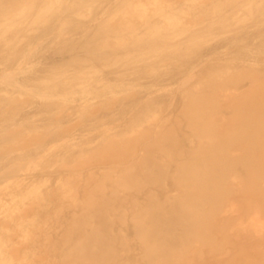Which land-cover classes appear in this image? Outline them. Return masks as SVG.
Wrapping results in <instances>:
<instances>
[{
	"label": "bare ground",
	"instance_id": "6f19581e",
	"mask_svg": "<svg viewBox=\"0 0 264 264\" xmlns=\"http://www.w3.org/2000/svg\"><path fill=\"white\" fill-rule=\"evenodd\" d=\"M114 1H115L114 7L112 8L111 11L105 13V18L103 20L100 21L99 20L100 17H97L94 19V25H95L94 30L95 31L89 34L90 38H92L93 36L95 38L100 37V39H98L99 42H97L98 49L111 50L110 52H114L118 48H125L126 46L128 47L129 45H134V47H139L138 49L134 50L132 53L130 54L128 53L129 55L126 56V59L129 63H131L132 61H135V59H138L137 60L138 63L150 60L154 64L155 63L159 64L161 62L159 61V59L165 53H167L165 52L166 50L169 51L171 55H173L172 57H175L177 53L180 51L185 52V53L191 52L190 50H192L196 42L208 41L211 38H213L214 37L213 34L209 35L210 33L208 29L210 30L211 29L210 27L214 25L220 28L222 27L225 28L227 19L229 18L228 15L231 12L230 9L233 10L234 7L232 6H234L238 0H219V2H217V5L211 6V8L207 10L208 11L207 15L209 16V18H208L206 27H202V28H205L203 32L197 31L195 32V34L189 35V37L186 36L185 33L187 32L186 30L182 29V26L184 23L188 21L193 23V19L196 20L197 15L206 11L205 5H207V2H204L203 0H183L184 3L183 4L181 3L182 5L179 4L181 7L185 5L182 8H178L176 5H173L172 4L173 1L169 2V0H114ZM263 1L264 0H254V1L244 0L240 3L239 5L240 8L238 9H241L244 12L246 11V14L244 16L247 18L248 16L247 14L251 12L254 14V12L261 11L262 8H264L262 7ZM95 5H96L95 0H0V36L2 37L0 38L2 39V41L0 40V46H3L5 48L6 46H9L11 42L13 43V40L6 41L5 39H3V34L5 33H9V34L10 33H21L22 34L21 36L23 37V33L34 32L36 34H40L39 36H41L45 30L47 29L51 30V27L53 28L55 27L57 29L56 32L59 33L58 35L59 37H61L65 35V33H63V30L66 32L67 29L69 30L70 27L73 26L72 24H76V26H80L81 24L79 22L77 23V21L82 20V19H87L91 15V13L93 14V11L95 10L94 9ZM232 19L237 20V17H233ZM241 20H239L240 23H242ZM200 23L201 22H199L198 24ZM235 24L236 23H234V25ZM162 26H164V33L159 32V27H162ZM207 27L209 28L206 29ZM39 30H42V34L41 32H39ZM66 34L68 33L66 32ZM95 38H93V40ZM225 38L226 37H224L223 39ZM79 39L81 38L79 37ZM220 39L219 41L221 42ZM17 43H20V42H17ZM17 43H16V46L18 45ZM154 43H159L157 48L154 47L155 46L153 45ZM86 45L89 46V44L87 43ZM211 45L213 44H210V46ZM82 46L80 49H82ZM210 46H208V48ZM198 49H199V46H198ZM33 50L35 49L33 48ZM91 50L92 49L90 48L89 51ZM94 50L96 51V49L93 48V51L91 52H94ZM12 51H14V49ZM91 52H89L90 55L87 54V56L90 58L94 57V54L92 53L93 54L92 55ZM8 53L10 52L8 51ZM207 61H208V58L206 59V62ZM227 61H225V63L227 62L228 64H224L222 69L221 68L219 70L216 69L215 71H213L212 68H211L212 69L211 71L209 69L210 71L209 76L207 78L205 77V78L197 79L195 86H193V88L187 87L184 89L183 95L187 100L186 101L187 104L186 106H184L183 116L187 121L188 129L189 130L191 129V131L194 133L195 139L189 140L188 145L191 148V159L187 161L179 160L176 156H171L168 153L162 154L163 156L165 155L164 158L165 160L168 161V163H166V165H163V166L168 167L170 165L169 171H168L169 176L167 175L166 177L167 178L169 177L170 180L172 181L170 185L164 182L162 183V186L164 187V190L166 193L164 197L165 201L162 205H161L162 203L161 201L163 199L159 197L160 196L159 192L157 190H150L149 189L150 186H148L146 190L144 189L145 185H142L140 182V187H138V190L136 191V193L140 191L139 194H134L130 190L132 186L137 187L136 186L137 183H134L137 181V177L133 176L134 173L136 171L145 173V171H143L144 170V164H143L144 160L143 159L145 157L144 155L145 153L143 149L141 151V147L139 150H136V148L133 147L135 144H137L136 140L140 139L141 137L142 138L149 137V139L151 138V143L153 144V146L156 147L155 150L160 152V150H162L160 148L162 147L161 146L162 142H164L163 140L166 139L165 136L168 134V131H167V134L164 132L165 127H162V126L159 127L158 124H154L155 118L153 117H150L146 120V122H153L152 124H154L153 126L154 128L152 129V132L144 129L142 125L134 123L135 124L134 127H132L131 129L125 130V132L123 129L120 130L119 126L106 125L105 127L103 126V128L100 130V134L97 135V137L95 136V134L92 135V136H95L96 139L92 140L93 137L90 136V138L92 137L91 140L87 141L86 143H88L87 145L92 150L95 151V152L93 151L91 152L94 153L95 157L104 155V158L107 159L108 161L104 163L105 167L101 166L102 164L91 166V167L89 166L91 171H88L86 180H83L85 182L83 181L80 182V184L83 185V188L85 187L86 189V195L84 198L81 199L78 196V193H77L78 187L76 183L77 181L78 182L80 181L81 175L83 174V172L85 173V171H82V170L74 171L66 177L61 176L57 178L58 180L56 184H57V188L59 192L58 199L60 200V203H65V202L69 203V205L72 206L73 211H76L78 208H81V206H85V207L94 206L95 207L96 206L95 203L97 202V197H98L97 192L102 194V193H106V191L108 192L110 191L108 195H106L107 197L110 198L109 205H110V212L112 213V215L109 216V218L111 220H115L119 222V225L121 226V228L119 227L120 231L118 233L120 237H119V240L117 241L118 246H119V250H118L119 253H126L127 251H131V247H135L137 245L138 254L139 256H142V260L144 261L143 262L144 264H239V263L240 264H264V222H263L264 221V207L261 209V207L258 206V209L260 207L259 210L255 206L253 210L247 209L249 213L251 211L250 214L247 213L248 211L245 212L246 209L243 212L239 204L237 205L236 203L237 197L231 198L232 196L229 197L226 194L228 192L227 190H228L229 185H231L232 188L234 187V188L239 189L240 191L242 189L245 190L247 188L246 185L244 187L241 181L232 174L230 175L228 174L227 178L225 179L222 176L221 174L222 172L219 169V166L222 163H225L229 160L233 161V159L235 160V158L237 157V152L236 150H234L235 148L233 149L230 148L226 150L222 149L220 147L219 141H221L222 139H228L231 147L237 144L234 141H235V135L239 131V127L236 125V122L238 119L241 121V123H243V125L246 128V130L244 131V139L248 142H245V143H249V144L243 145L242 150H248L247 147L250 145L251 141L253 140L252 138L255 132L257 133V132L262 131V135H264V128H263L264 127V75H262L260 79H258L259 82L251 79L250 82L246 85V87L242 88L240 91L236 89L235 90L227 89V88L220 89L216 87L214 89V93L216 94L215 96L218 95V97H215L213 95V98H212L213 100L211 101L209 105H207V102H205L207 99V96L204 95V93H206L205 88H207L206 84L208 83L212 85L215 82L218 83L219 81H222L224 78H227V76L232 77L235 74L234 72L239 70L240 66L243 67V65H246L245 64L246 62L240 63L239 64L240 66H235L234 64L230 65L231 63H235V61H233L232 59H227ZM23 62H25V59L24 61L19 62L17 66H15L16 68L14 69V71L11 72L13 75L9 73V76H15L14 74L22 70L23 68L21 69V66L24 67ZM216 63H218V61ZM219 63H224V62H219ZM250 63L247 62V64H250ZM259 63H262V62H259ZM259 63L253 62L250 65L252 67L253 66L255 67L256 65L259 66L260 65ZM237 64H238V61L236 65ZM216 65L219 66L220 64L219 65L216 64ZM207 66L210 67L209 65ZM207 66L206 68H208ZM217 66H214V69ZM93 68L94 67H92L89 64L85 68V70H83V72L82 71L73 72L71 74L72 79H70V81L68 82L74 83L76 80H79L80 78L83 79L85 76L87 77L93 76L94 75ZM145 69L147 70L148 68H145ZM198 71H195L196 75H198L196 73ZM1 72L2 73L0 74V99L2 100L0 101L4 100L6 102L12 103L13 102L12 100L15 99V101L18 102L19 101L18 98L20 97V100H21L22 99L21 96L23 97V93H20V90H22L23 86L18 84L14 78L10 79L9 82H7V80L11 77L8 76V78H6L7 71L2 70ZM201 72L202 71L198 72L200 73L199 75L206 73L205 71H203L204 73H201ZM20 74H21V71H20ZM29 74L31 73L29 72ZM44 74L46 75L45 72ZM59 75L56 74L55 77H59ZM129 75L132 76V73ZM85 79L89 80L87 78ZM94 79H96L95 76H94ZM189 79H191L190 76L184 78L185 84L183 85V87L186 86V83L189 81ZM163 80H166V79H163ZM125 81H128V83L125 82L126 85L125 83L121 84L119 82L120 86H116V87L110 86L109 89H106L108 92L107 96H105V94L97 95V92H95L94 96L90 98L89 100L83 97L84 94L81 96L82 94L81 93L80 94L81 104H79V106H82L83 108L84 105L88 103V101H89V104L94 105L93 101L97 100L101 96L107 98L108 100L110 99L109 102H111V100L115 101V99H118L119 97H127V96L132 95L134 92L139 91L138 87L140 85L137 82L136 83L139 86L135 85V82L131 84L129 82L131 80H125ZM36 82H37L35 85L36 87H34L35 90H37L40 86L42 87L45 84H49V82L45 78H42ZM153 82L155 83V81ZM30 83H33V82H30ZM89 83H90V80H89ZM89 83L87 84V86L86 84L84 85L90 90V88H92L93 86L92 84H89ZM62 84L65 85V83H62ZM103 84L104 83H102V85ZM107 84L109 83L107 82ZM84 85H81V88ZM66 86L68 87L69 85H66ZM54 87H55V84L53 83L52 89H54ZM162 87L159 90L163 89ZM168 88L169 87H167V89ZM66 89L68 90V88ZM78 89H80V87ZM24 91L27 92L26 89H24ZM55 91L56 93L58 92L57 90ZM55 91L52 92L51 90L52 93H49V96L50 94L55 93ZM82 91L83 93L89 92V91L84 92L86 90H82ZM176 92L178 93L179 91H176ZM46 93L47 91L43 94H46ZM98 94H102V92ZM34 95L35 97H37L38 95L37 97L38 99L39 97H44V95L42 96V93H40V91L39 92L35 91ZM57 95L59 96V94ZM75 95L77 96V94ZM172 96H174V94H172ZM53 97H50L51 99L45 98V97L44 98L47 101L48 99H50L52 102H54L52 100ZM59 97H60L59 99L58 97H56L57 99H55V101L59 100L60 103L63 104V106L64 104L69 103L67 102V96H64V97L59 96ZM158 97H156V99ZM16 98L18 99V101L16 100ZM31 99L32 98H30L29 101ZM40 99H43V98H40ZM162 100H165V98ZM90 101H92V103ZM25 102L26 101H24V103ZM27 102L24 105H26ZM54 105H53V108H54ZM73 105L74 104H72V106ZM221 105L226 106V107L228 106L227 109L231 110L232 112V116L227 120L225 118L224 119L218 118V116L214 114L213 112L215 108H218V107L220 108ZM257 105H259L258 106L260 107L259 109L256 107ZM72 106L70 107L74 108V106L73 107ZM95 106H97V104ZM37 107L38 106L36 105V108ZM58 108H59V104H58ZM10 109L12 110V108ZM37 109L39 111V108ZM45 110H49V108ZM254 110L255 111L257 110L258 112L256 114H253L252 112H254ZM13 111L15 110H12L11 112ZM18 111H21V109ZM15 113L18 114V112H15ZM15 113L13 114L15 115ZM61 113H60V116H61ZM70 113H72V111H70ZM46 114L47 113L45 111V115ZM119 114L117 116L121 115ZM5 115L7 117V115L9 114L7 113ZM5 115H3V117ZM68 115H71V114H68ZM3 117L0 118V138L3 137L4 140H1V141H3L4 143L1 142L0 144L3 143L4 147H7V149L10 148V146L13 145L16 141L18 142V139L20 140V139L27 138V140H29L30 137L35 136L36 134V132H34L35 130L28 131L32 127H30L31 124H27V121H26V124L29 125L28 127L29 129L28 130L23 129V130H27V131H23L19 129L20 126L18 125V122L16 121L14 116L7 117V118H3ZM38 117L39 116H37V118ZM74 117H77V116H74ZM39 118L41 119V117ZM49 118H51V116H49ZM126 120L127 118L125 119V121ZM33 121H34V117H33ZM33 121L31 122L34 123L35 121L34 122ZM38 123L40 122H37L36 124ZM122 123H120L121 126H123ZM128 123L130 124V122ZM125 124H124L125 126H128L127 123ZM54 125L56 126V124ZM86 125H82V127L83 126L85 127ZM33 126H36V125H33ZM71 127L72 126H70V128ZM84 127L82 129L86 130V128ZM25 128H27V126ZM33 128L38 129L39 127L38 128L33 127ZM52 128H55V127L52 126ZM65 129L66 128H64V130ZM58 130L59 129H57V131ZM60 131L62 130L60 129L59 132ZM73 131L76 132L75 129ZM74 133L69 134L66 137H63L62 135L63 138L61 137H60L61 139L58 138L59 140L57 142L48 143L47 145H45V147H43V151L41 154L38 153L37 155H30V154L27 155L25 151L21 152L22 150H19L21 153H19L18 158H16V160L13 162V166L10 165L11 168H9L14 173V174H11L12 176L5 175L8 172V164H6L8 162L5 163V160L10 158L8 157L9 154L4 157L2 156L3 158L1 157L0 159V219L8 223H11V227L8 228L7 226L3 224L0 225V264H50L51 263L52 259H50L49 256L39 257L40 255L39 253L36 252L35 249L31 250V248H28V245L34 242L33 238L38 236L35 233L34 234L31 233V230H33L34 228L36 232L40 231L39 223H36L37 222L36 216L32 214L27 215V213L24 214L22 212H19L18 210L20 208V205H24L26 206V208H28V207H32L31 205H33L34 203L38 204L39 206L43 205L42 207L48 206V203L46 202L47 200L44 198V194H42V191H41V188L43 187L42 183L45 181L44 182V185H45L47 179H41V180L33 181L31 183V182H28L26 175L27 173L30 174L32 172V169L35 166H37L38 162L41 159H44L46 155H53V153L56 151L58 147L68 146V145L77 146L76 144L77 143L82 144L83 143L82 138H85L88 135V133L86 135L85 134L78 135ZM46 134L48 135L49 132L47 131ZM39 136L41 135L39 134ZM36 137L35 139H32L31 147L33 145L34 146L35 145L37 146L40 144L42 145V142H44L43 140H41V137H39L38 139H36ZM43 137L45 136H42V138ZM45 138H48V137H45ZM33 141H34V144H33ZM146 141L150 142L148 139H146ZM182 146L184 147V145ZM14 151L13 153L18 152V151H15V152ZM253 152L255 153L256 151L254 150ZM262 153L263 151L261 153H258V155L264 156V154ZM86 154L88 155L90 153L88 151L85 152L84 150V151H81L80 156L84 158ZM10 155H12V153ZM252 155L253 154L251 152H249V155L246 154L247 157L250 156L254 160ZM258 171H259V168H249V176L253 178L254 181H257V179H260V182L258 183L259 185L258 188L260 190H264V176H262L261 173H259ZM163 179H165V177ZM24 188L26 189V191L22 192ZM15 192H18L20 194L17 196H13ZM233 192L234 194L236 193L238 195L237 190ZM9 196L11 198L9 201H7V197ZM229 199H232V200H229ZM240 201H238V203H240ZM166 204L170 209L169 213L166 212L165 209H163V207H165ZM155 206H157V208H155ZM237 208L240 209L239 210L240 212H242L241 216H239V212ZM14 215L16 216L14 217ZM244 215H246L247 217L245 218ZM242 216L244 217L243 219L241 218ZM127 217H129L130 224L132 223V229L134 233L133 236L130 234H127L126 232L122 233V230H123L122 227H125V228L127 227V222H128ZM46 221L47 220H45V222ZM191 222H194L193 224L195 225V227H197L195 228L194 234L191 233L193 232V230L191 231V228H192L191 226H194L192 224L190 226L189 223ZM85 223L87 226L86 229H88L91 233L93 232L92 233L93 236L98 235L96 234L97 233L96 228L92 226L93 221L91 219L86 220ZM164 227L167 230L163 232ZM175 231H178V232L185 231L186 235L181 234L180 236V234L178 232L176 233ZM189 232L191 235L194 236L192 238L190 235V237L194 240L193 241L191 240L192 242L190 241L187 243V241H184L183 239L184 237L188 238L187 235L189 234ZM19 233L21 234L19 235ZM45 236H47V234ZM87 236L89 237L90 234H88ZM173 239L178 240L177 242H179V244L177 246H175V244L173 245L174 243ZM25 244H27V246ZM83 246H81L79 243H76L74 247V249L78 251L77 253H79L78 256L80 258L82 257L84 252H87L86 251L87 246L85 245ZM137 250L135 251L137 252ZM4 252L6 253L4 254ZM96 261L97 263L101 262L98 259ZM115 264H140V263L133 261V260H128L126 258H123L120 262H118L117 260Z\"/></svg>",
	"mask_w": 264,
	"mask_h": 264
},
{
	"label": "rangeland",
	"instance_id": "374dc122",
	"mask_svg": "<svg viewBox=\"0 0 264 264\" xmlns=\"http://www.w3.org/2000/svg\"><path fill=\"white\" fill-rule=\"evenodd\" d=\"M95 1H96V5L94 6L95 10L93 11V14L91 13V15L87 19H82V20L77 21V23L79 22L81 24L80 26H76V24H72L73 26L70 27L69 30L67 29V31H66L68 34H66V32L62 29L63 33H65V35H63L61 37H59V35H58L59 33L56 32L57 29L55 27L54 28L51 27V30L50 29L45 30L43 32V34H42V30H39V32H41V34H42L41 36H39L40 34H36L34 32L23 33V37L21 36L22 35L21 33H10V34L5 33V34H3V39H5L6 41L13 40L14 44L11 42V44H13V45L9 44V46H6L5 48L3 46H0V66H1L0 67V74L2 73L1 72L2 70H5V71H7L6 78H8L9 73L14 71V69L16 68L15 66H17V64L19 62L24 61V59H25V62H23L24 67L21 66V69L22 68L23 69L20 70L21 74L22 73H24V74L21 75L20 71L17 73L15 72L16 73V74H14L15 76H9L11 78H9L7 80V82H9L10 79L14 78L18 84L23 86L22 90H20V93H23V97L21 96V98H22L21 100L19 97L18 98L19 101L16 98V100L18 102H16L15 99L12 100L13 101L12 103L6 102L4 100L0 101V107L3 106L0 108V118L3 117V115L8 113L9 115H7V117H11V116L15 117L16 121L18 122V125L20 126L19 127L20 130H23V129L28 130L29 125H27V124H31L30 127H32V128L33 127H36V128L39 127V128L38 129L30 128V130H28V131H31V130L34 131L35 130L34 132H36L34 137H30L29 140H27V138L20 139V140L18 139V142L16 141L8 149H7V147H4V144H3L4 142L1 141L4 139H3V137H1L0 143L3 142L2 143L3 146H2V144H0V155H1L0 159L2 156L4 157V156L9 154L8 157H10V158L5 160V163L8 162V163H6V164H8V172L5 175L12 176L11 174H14V173L9 168H11L10 165L13 166V162L16 160V158H18L19 153L25 151L27 155L28 154L37 155L38 153L41 154L43 151V147H45V145H47L48 143H51V142L52 143L57 142L59 139L66 137L69 134L74 133L75 132V131H73L74 129L76 130V132L74 134H78V135H80V134L84 135L85 134L86 135L88 133L87 137L82 138L84 140V141L82 140V142H83L82 144L77 143L76 144L77 146L68 145V146L58 147L56 149V151L53 153V155H46L44 157V159H41L38 162L37 166H35L32 169V172L30 174L27 173L26 178L28 179V182H31V183L33 181H37V180H41V179H47L45 185H44L45 181L42 183L43 187L41 188V191H42V194H44V198L47 200L46 202L48 203V206H44V207H42L43 205L39 206L36 203L31 205L32 207H28V208H26V206H24V205H20V208L18 211L22 212L24 214L27 213V215L32 214V215L36 216V218H37L36 223H39V226H40V231L36 232V230L34 228H33V230H31V233H33V234L35 233L38 236L33 238L34 242L29 244L28 248H31V250L35 249L36 252L39 253V255H40L39 257L49 256V258L52 259L50 264H60V263L61 264H115L117 260H118V262H120L123 258L136 261L140 264H144L143 263L144 261L142 260V256H139V254H138V250H137L138 246L137 245L135 247H131V251H127L126 253H119V251H118L119 246H118L117 241L119 240V237H120V235L118 233L120 231L119 227L121 228V226L119 225V222H117L115 220H111L109 218V216H111L112 213L110 212V205H109V201H110L109 199L110 198L107 197L106 195H108V193L110 191L109 192L106 191V193H102V194L97 192L98 197H97V202L95 203L96 204L95 207L94 206H90V207L81 206V208H78L76 211H73L72 206L69 205V203H67V202L60 203V200L58 199L59 192H58V188H57V184H56L57 180H58L57 178L61 177V176L66 177L74 171H80V170L85 171V173L83 172V174L81 175L82 180L80 179V181L79 182L77 181V183H76V185L78 187V192H77L78 196L81 199L84 198L86 195V189H85V187L83 188V185L80 184V182L83 180H86L87 175H88V171H91L90 170L91 166L102 164L101 166L105 167L104 163H106L108 161L107 159L104 158V155H100L99 157L98 156L95 157L94 153L91 152V151H93V152H95V151L92 150L87 145L88 143H86V142L90 141L92 137H93L92 140L96 139L97 135L100 134V130L103 128V126L105 127L106 125L119 126L120 130L123 129L125 132V130L131 129L132 127H134V125H135L134 123H137V124L142 125L144 127V129H146L147 131L152 132V129L154 128L153 127L154 124H158L159 127L160 126L165 127L164 132L166 134L168 131V134L166 135L167 137L165 136L166 139H164L163 140L164 142H162V145H161L162 147L159 146L162 149V150H160V152L155 150L156 147L153 146V144L151 143V138L149 139V137H144V138L141 137L140 139L136 140L137 144H135L133 146L136 148V150H139L140 147H141V151H142V149L144 150L145 157L143 159L144 160L143 161V164H144V170L143 171H145V173H141L138 171H136L134 173L133 176L137 177V181L134 183H137L138 185L136 184L137 187L132 186V188L130 190L134 194H139L140 191L137 193H136V191L138 190V187H140V182L142 185H145L146 188L144 187V189H146V190H147L148 186H150V188H149L150 190H157L159 192V195H160L159 197L163 199L161 201L162 203L160 202L162 205L165 201L164 197L166 195L164 187L162 186V183L164 182V183H167L169 185L172 183L170 178L166 177L168 175L170 165L168 167L163 166V165H166V163H168V161L165 160V158H164L165 155L163 156L162 154L168 153L171 156H176L179 160H186L187 161V160L191 159V148L188 145L189 140L195 139L194 133L191 131V129L190 130L188 129L187 121L183 116L184 106H186V104H187V102H186L187 100L183 95L184 89L187 87L193 88V86H195L197 79L205 78V77L207 78L209 76V72L212 69H213V71H215L216 69L219 70L220 68L222 69L224 64H228L227 62L229 60L227 61V59H232L233 61H235V63H231L230 65L234 64L235 66H240L239 65L240 63H245V62H246L245 63L246 65H243V67L240 66L239 70L237 69L238 71H236L237 74H236V72H234L235 74L232 77L230 76L231 78L227 76V78H224L222 81H219L218 83L215 82L212 85H210L208 83L206 84L207 88H205L206 93H204V95L207 96V99L205 101V102H207V105H209L211 103V101L213 100L212 99L213 95L214 96L216 95L214 93V89L216 87L220 88V89H226L227 88V89H232V90L236 89V90L240 91L242 88L246 87V85L250 82L251 79L259 82L258 79H260V77L262 75H264V8H262L261 11L254 12V14L252 12L247 14L248 16L246 18L244 16L246 14V11L244 12L241 9H238V8H240V6H239L240 3L244 0H241V1L238 0L235 3V5L232 6V7H234L233 10L230 9L231 12L228 15L229 18L227 19L225 28H223V27L220 28V27L214 25V26L210 27L211 28L210 29L211 31H210L208 29L209 27H207L206 29H208V31L210 33L209 35L213 34L214 37L208 41L196 42L194 44L195 46L192 48V50H190L191 52L185 53V52L180 51L177 53V55L175 57H172L173 55H171L169 53V51L166 50L165 52H167V53H165L159 59V61H161L159 63L161 65L160 66L157 63L154 64L150 60L138 63V61H137L138 59H135V61H132L131 63H129L126 59V56L129 55L130 53H132L134 50L139 48V47H134V45H129L128 47L126 46L125 48H118L114 52H110L111 50H106V49H98V47H97L98 43L97 42H99L98 39H100V37L95 38L93 36L92 38H90V36H89V34H91L92 32L95 31L94 30V28H95L94 19L97 17H100L99 20L100 21L103 20L105 18V13L111 11L112 8L114 7L115 1L114 0H95ZM203 1L207 2V5H205L206 11L197 15L196 16L197 19L196 20L193 19V23L188 21V22L184 23L182 26V29L186 30V32L188 33V34L185 33L187 37H189V35H191V34H195V32H197V31L203 32V30L205 28H202V27H206L207 22H208V18H209V16L207 15V12H208L207 10L209 8H211V6L217 5V2H219V0H203ZM169 2H172V4L176 5L178 8H182L183 6H185V5H183L182 7L180 6L184 3L183 0H169ZM262 7H264V1H263ZM233 17H237V20L232 19ZM239 20H241L242 23H240ZM199 22H201V23L198 24ZM233 22L236 24L234 25ZM253 24H254V26H253ZM179 28H181V27H179ZM22 29H24V28H22ZM38 29H40V28H38ZM46 31L47 32L49 31V32L47 33ZM80 32H82V33H80ZM159 32L164 33V26L159 27ZM46 33H47V35H46ZM84 34H85V36H84ZM79 37L81 39H79ZM224 37H226L227 39L226 38L223 39ZM0 38H2V37L0 36ZM93 38H95V39L93 40ZM219 39L221 40V42L224 45L219 41ZM222 39L227 43H225ZM0 40L2 41V39H0ZM90 40H91V42H90ZM217 40H218V42H217ZM249 41L252 43H250ZM17 42H20V43H17ZM16 43L18 44L17 46H16ZM86 43L89 44V46L86 45ZM197 43H198V45H197ZM83 44H85V45H83ZM158 44L159 43H154L153 45H155L154 47L157 48ZM210 44H213V45L210 46ZM93 45H94V47H93ZM15 46H16V48H15ZM31 46H33V47H31ZM81 46H82V49H80ZM198 46H199V49H198ZM208 46H210L211 49H210V47L208 48ZM8 47H9V49H8ZM89 47L92 49L91 51H93V48L96 49V51L95 50H94V52L89 51V49H90ZM33 48L36 51L33 50ZM13 49H14V51H12ZM197 49H198V51H197ZM209 49H210V51H209ZM8 51L10 53H8ZM221 51H223V52H221ZM89 52H91V54L93 53L94 57H91V58L88 57L87 54L90 55ZM194 52H196V53H194ZM252 53H254L255 55ZM223 54H225V55H223ZM217 55H218V57H217ZM6 56H8V57H6ZM186 57H187V59H186ZM209 57H211V58H209ZM83 58H85V59H83ZM207 58H208V61L206 62ZM217 58H219V59H217ZM210 61H212L213 63L214 62L216 63L218 61V63H216V64H218V65L220 64V65L217 66L215 63L213 64ZM225 61H227V62L225 63ZM237 61H238V64L236 65ZM219 62H224V63H219ZM247 62L248 63L251 62L250 64H252L253 62H258V63L262 62L263 64L259 63L260 64L259 66L256 65L255 67L254 66L252 67L250 64H247ZM29 63H31V64H29ZM33 63H34V65H33ZM28 64H29V66H28ZM89 64L92 67H94L93 68L94 75L92 74L93 76H91V77L85 76L84 78L82 77L83 79L80 78L79 80H76L74 83L68 82V81H70V79H72L71 74L73 72H78V71L83 72V70H85V68ZM211 64H213V65H211ZM150 65H151V67H150ZM203 65H204V67H203ZM207 65H209L210 67H208ZM197 66H198V68H197ZM206 66L208 68H206ZM214 66H217V67H215V69H214ZM200 67H201V69H200ZM145 68H148V69L146 70ZM159 68H161V69H159ZM28 69H30L32 71H30ZM202 69H204V70H202ZM209 69H210V71H209ZM25 70H27V71H25ZM192 71H194V72H192ZM195 71H198V72L202 71L201 73H204L203 71H205L206 73L199 75L200 73L196 72L199 75V77H198V75L195 74ZM29 72L31 74H29ZM44 72L46 73V75L44 74ZM100 72H101V74H100ZM146 72H148V73L151 72V73L148 74ZM131 73H132V76L129 75ZM56 74H58V75L60 74L59 77H55ZM153 74H154V76H153ZM206 74H208V75H206ZM111 75L112 76L117 75L119 77H117V76L112 77ZM128 75H129V77H128ZM94 76L98 81L96 79H94ZM148 76H149V78H148ZM185 76L186 77L190 76L191 79H189V81L187 82L188 84L186 83V86L183 87V85L185 84V82H184V78H186ZM42 78L47 79L49 84H45L42 87L40 86L37 90H35L34 87H36L35 86L37 83L36 81H38ZM85 78L89 79L90 83H89V80H86ZM160 79H161V81H160ZM163 79H166V80H163ZM125 80H131V81H129L131 84L134 82H135V85L139 84L140 85V86L138 85L139 91L134 92L132 95L127 96V97H119L118 99H115V101L111 100V102H109L110 99L108 100L107 98L101 96L97 100L93 101L94 105L89 104V101H88V103H86V105H84V107H83L84 109L82 108V106H79V104H81V97H80L81 93H82L81 96L84 94L83 97L85 99L87 98L89 100H90V98H92L94 96L95 92H97V95H104L105 94V96H107L108 92L106 89H109L110 86L111 87L120 86V83L121 84L125 83V82L128 83V81H125ZM152 80L155 81V83ZM29 81L33 82V83H30ZM105 81H106V83H105ZM107 82L109 84H107ZM110 82H112V83H110ZM53 83L55 84L54 89H52ZM62 83H65V85ZM88 83L92 84V86H93L92 88H90V90L86 87ZM95 83H96V85H95ZM99 83H101V84H99ZM102 83H104V84L102 85ZM115 83H116V85H115ZM80 84L81 85L86 84V86L84 85L86 88L84 86H82V88H83L82 89ZM112 84H114L115 86ZM66 85H69V86L67 87ZM71 85H73V86H71ZM125 85H126V83H125ZM79 87H80V89H78ZM161 87L163 89L159 90ZM167 87H169L168 88L169 90L167 89ZM66 88H68V90ZM173 88H174V90H173ZM24 89H26L27 92H25ZM175 89H176V91H179V92L177 93L175 91ZM51 90H52V92H54L55 90H57L58 92L56 93V91H55L56 94L53 93V94H50V96H49V93H52ZM60 90H61V92H60ZM82 90H86L84 92L89 91L88 93L91 95H89L88 93H83ZM35 91H38V92L40 91V93H42V96L44 95L45 98L53 97L55 94V96H54L55 98L53 97V99H52L54 102H52L50 100L51 98L48 99V101L44 97H39V99H38L37 98L38 95H37V97H35V95H34ZM46 91H47V93L43 94ZM71 91H73V92H71ZM101 92H102V94H98ZM139 92H141V93H139ZM74 93L77 94V96ZM26 94H28V95H26ZM57 94H59V96H61V97L67 96V102H69V103L64 104L65 108H64L63 104L60 103L59 100L55 101V99H57L56 97H58V99L60 98ZM71 94H73V95H71ZM149 94H151V95H149ZM172 94H174V96H172ZM180 96H181V98H180ZM156 97H158V98L156 99ZM163 97L165 98V100H162V99H164ZM215 97H218V95ZM30 98H32V99L29 101ZM40 98H43V99H40ZM69 99H70V101H69ZM144 99H145V101H144ZM172 99L174 100V102ZM0 100H2V99H0ZM24 101H26V102L28 101L29 104L27 102V104H26L27 106L24 105L26 103V102L24 103ZM99 101H101L102 103ZM148 101H150V102H148ZM14 102H16V103H14ZM47 102H49V103H47ZM55 102H57V103H55ZM90 102L92 103V101H90ZM44 103H46L47 105ZM54 103H55V105H54ZM98 103H100V104H98ZM41 104L43 105V107ZM58 104H59V108H58ZM72 104H74L73 105L74 108L70 107V106H72ZM96 104H97V106H95ZM36 105L38 106L37 108H39V111L36 108ZM53 105H54V108H53ZM117 105H119V106H117ZM130 105H132V106H130ZM24 106H25V108H24ZM45 106H47V107H45ZM221 106H220V108L218 107V108L214 109V111H213L214 114H216L218 116V118H223V119L225 118L226 120L229 119L232 116L231 110L227 109L228 106L227 107L222 106V108H221ZM258 106L259 105H257L256 107L259 109L260 107H258ZM122 107H124V108H122ZM129 107H131V108H129ZM10 108H12V110H15V111L11 112L12 110ZM47 108H49V110H45ZM79 108H80V110H79ZM20 109H21V111H18ZM35 109H36V111H35ZM62 109H63V111H62ZM71 109H73V110H71ZM122 109H123V111H122ZM31 110H33L34 112ZM55 110H57V111H55ZM130 110H132V111H130ZM1 111H2V113H1ZM45 111L47 113L46 115H45ZM47 111H49V112H47ZM70 111H72V113H70ZM120 111H121V113H120ZM4 112H5V114H4ZM15 112H18V114ZM254 112H252V113L256 114L258 111L254 110ZM13 113H15V115ZM60 113H61L62 117L60 116ZM41 114H42V116H41ZM68 114H71V115H68ZM118 114L120 116H117ZM56 115H58V116H56ZM32 116L34 117L35 122L33 121ZM37 116L41 117V119L39 117H38L39 118L38 119ZM49 116H51L52 119L49 118ZM74 116H77V117H74ZM101 116H103V117H101ZM7 117L5 115L3 118H7ZM42 117H44V118H42ZM93 117L95 118V120ZM107 117H108V119H107ZM150 117L155 118L154 124H152L153 122H146V120ZM78 118H80V119H78ZM126 118H127V120L125 121ZM44 119H45V121H44ZM64 119H66V120H64ZM28 120L29 121L31 120L34 123H32L31 121H30L31 122L30 123ZM99 120H101V121H99ZM156 120H157V122H156ZM26 121H27V124H26ZM122 121H123V123H122ZM37 122H40V123L36 124ZM44 122H46V123H44ZM75 122H76V124H75ZM128 122H130V124ZM53 123L56 124V126ZM120 123H122V125L124 127L121 126ZM125 123H127L128 126H125L126 125ZM57 124H59V125H57ZM21 125H22V127H21ZM33 125H36V126H33ZM60 125H62V126H60ZM69 125L72 127L70 128ZM82 125H86L85 127L83 126L84 128H86V130L82 129L83 128ZM236 125L239 127V131L235 135V141L234 142H236L237 144L231 147L228 139H222L221 141H219V143H220V147L222 149H225V150L230 149V148H232V149L235 148L234 150H236V152H237V157L235 158V160L233 159V161L229 160L225 163H222L219 166V169L222 172L221 174L225 179L227 178L228 174L229 175L232 174V175L236 176L241 181V183L243 184L244 187L246 185L247 188L245 190L242 189L240 191L239 189L234 188V187H233L234 188L233 189L231 187V185H229L228 190H227L228 192L226 195H228L229 197L232 196L231 198L237 197L236 203H237V205L239 204V206L242 208L241 210L243 212L245 209H246L245 212H247L249 209L253 210L254 206L257 207V209H258V206H260L262 209L264 207V205H262V204H264V190H260L258 188V186H259L258 183L260 182V179H257V181H254L253 178H251L249 176V168H259L258 172L261 173L262 176H264L263 175L264 174V156L258 155V153H261L262 151H263L262 154H264V139H263L264 135H262V131L257 132V133L255 132V134L252 138L253 140L251 141V143L249 145L250 147L249 146L247 147L248 150H242L243 145L249 144V143H245L248 141H246L244 139V131L246 130V128L243 125V123H241V121L239 119L237 120ZM26 126H27V128H25ZM42 126H44L45 128ZM47 126H48V128H47ZM52 126H54L55 128H52ZM88 127H90V128H88ZM64 128H66V129L64 130ZM54 129H56V130H54ZM57 129H59V130L61 129L62 131L59 132V130L57 131ZM158 129H160V128H158ZM27 130H23V131H27ZM155 130H157V129H155ZM47 131L49 132L48 135L46 134ZM79 131H81V132H79ZM39 134L41 136H39ZM94 134L96 137L92 136ZM62 135H63V137H62ZM42 136H45L48 138H45V137L42 138ZM90 136H92V137L90 138ZM35 137H36V139L41 137V140L44 141V142H42V145L41 144L37 145V146L35 145L36 148L34 145L31 147L32 139H35ZM146 139H148L150 142H147ZM140 143H141V145H140ZM33 144H34V141H33ZM182 145H184V147ZM40 146H42V147H40ZM1 148H2V150H1ZM14 150L18 151V152L16 153ZM19 150H22V151L20 152ZM84 150H85V152L88 151L90 154H88V155L86 154L87 156L85 155V157L83 158L80 156V153H81V151H84ZM254 150L256 151L255 153L253 152ZM13 151L15 153H13ZM249 152H251L253 154L252 156H253L254 160L252 159V157L246 156V154L249 155ZM11 153H12V155H10ZM78 157H80V158H78ZM124 157H126V156H124ZM158 164H160V165H158ZM12 169H14V168H12ZM137 174H139V175H137ZM95 175H97V174H95ZM164 177H165V179H163ZM54 178H55V180H54ZM83 182H85V181H83ZM86 183H88V182H86ZM255 183H256V185H255ZM236 190L238 191V195L236 193L234 194V192H233ZM25 191H26V189L24 188L22 190V192H25ZM19 194L20 193L15 192V194H13V196H17ZM10 196H12V195H10ZM10 196L7 197V201L10 200V198H11ZM229 200H232V199H229ZM238 201H240V203H238ZM131 204H132V202H131ZM208 204H209V202H208ZM260 207H259V209H260ZM59 208H60V210H59ZM155 208H157V206H155ZM238 208H237V210L239 212V216H241L242 212H240L239 211L240 209H238ZM163 209H165V211L168 213L170 212L169 211L170 209L167 206V204L165 205V207H163ZM237 210H236V212H237ZM247 213H249V211ZM247 213H246V215H247ZM250 213H251V211H250ZM243 214H245V213H243ZM237 215H238V213H237ZM246 215H244L245 218L247 217ZM15 216L16 215H14V217ZM244 217L242 216L241 218L243 219ZM89 219H91L93 221L92 226L96 228V231H97L96 234H98L96 236H93L92 235L93 232L91 233L88 229H86L87 226H86L85 222H86V220H89ZM45 220H47L46 221L47 223L45 222ZM127 220H128L127 227L126 228L122 227V229H123L122 233L126 232L127 234H130L133 236L134 233H133V229H132V223L130 224L129 217H127ZM84 223H85V225H84ZM193 223L194 222L189 223L190 226H191V224L194 225ZM1 224L7 226L8 228L11 227V223H8V222L0 219V225ZM191 227H192L191 231L193 230V232H191V233L194 234L195 228H197V227H195V225L191 226ZM166 230L167 229L164 227L163 232ZM170 230H172V229H170ZM175 232L177 233L178 231H175ZM178 233L180 234V236H181V234L186 235L185 231L184 232L179 231ZM20 234L21 233H19V235ZM46 234H47V236H45ZM88 234H90L89 237L87 236ZM94 235H95V233H94ZM190 235L191 234L189 232V234L187 235L188 238L184 237L183 240L187 241V243L190 242L191 240L193 241L194 239H192V238L194 236L191 235V237H192L191 238ZM68 241H70V242H68ZM173 241H174L173 245L175 244V246H177L179 244V242H177L178 240L173 239ZM76 243H79L81 246H83V245L87 246L86 247L87 250L85 249L87 252H84V254L82 255L81 258L78 256V254H79V253H77L78 251L74 249ZM25 245L27 246V244H25ZM83 248H84V246H83ZM134 249L137 250V252ZM5 253L6 252H4V254ZM97 259L100 260L101 262L97 263V261H96Z\"/></svg>",
	"mask_w": 264,
	"mask_h": 264
}]
</instances>
